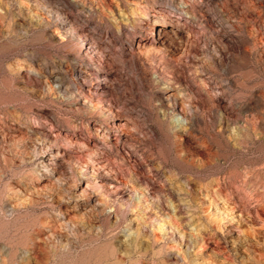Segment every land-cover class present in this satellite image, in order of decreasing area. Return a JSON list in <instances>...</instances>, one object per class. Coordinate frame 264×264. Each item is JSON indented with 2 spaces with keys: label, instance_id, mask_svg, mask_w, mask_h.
Masks as SVG:
<instances>
[{
  "label": "rangeland",
  "instance_id": "obj_1",
  "mask_svg": "<svg viewBox=\"0 0 264 264\" xmlns=\"http://www.w3.org/2000/svg\"><path fill=\"white\" fill-rule=\"evenodd\" d=\"M0 264H264V0H0Z\"/></svg>",
  "mask_w": 264,
  "mask_h": 264
}]
</instances>
